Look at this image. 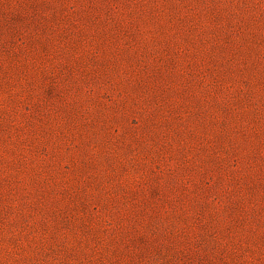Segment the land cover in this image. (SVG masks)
Returning <instances> with one entry per match:
<instances>
[{
	"label": "rangeland",
	"instance_id": "rangeland-1",
	"mask_svg": "<svg viewBox=\"0 0 264 264\" xmlns=\"http://www.w3.org/2000/svg\"><path fill=\"white\" fill-rule=\"evenodd\" d=\"M0 264H264V0H0Z\"/></svg>",
	"mask_w": 264,
	"mask_h": 264
}]
</instances>
